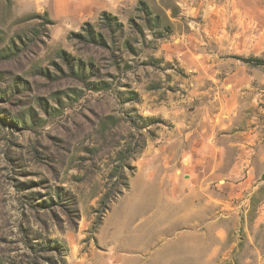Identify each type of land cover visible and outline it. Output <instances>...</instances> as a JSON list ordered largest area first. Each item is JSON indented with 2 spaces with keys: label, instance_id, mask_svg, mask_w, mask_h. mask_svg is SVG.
Segmentation results:
<instances>
[{
  "label": "rangeland",
  "instance_id": "obj_1",
  "mask_svg": "<svg viewBox=\"0 0 264 264\" xmlns=\"http://www.w3.org/2000/svg\"><path fill=\"white\" fill-rule=\"evenodd\" d=\"M0 264H264V0H0Z\"/></svg>",
  "mask_w": 264,
  "mask_h": 264
},
{
  "label": "crops",
  "instance_id": "obj_2",
  "mask_svg": "<svg viewBox=\"0 0 264 264\" xmlns=\"http://www.w3.org/2000/svg\"><path fill=\"white\" fill-rule=\"evenodd\" d=\"M54 3H55V10H58L60 12H65L67 13V11H70L71 14H78V12H83V11H86L89 7H91V5H94V0H54ZM180 179L178 178H174V181H176L175 184H182V185H186L188 184L189 182V179H184L182 182L179 181ZM186 195L187 196H190V191H187L186 192ZM179 201V200H178ZM210 203V202H208ZM200 204H196L197 207H199ZM210 208H213L215 213L217 211V208L215 207L216 205H213V203L209 204ZM176 206H179L177 208V210H181L182 213H179L180 215V218H184V216H187L189 214V212L187 213L186 211L190 210L188 207L182 205V203H176L175 204V207ZM214 206V207H213ZM202 207V205H201ZM222 206H220L218 208V211H219V215L222 213ZM172 216L171 213L167 212V213H161L160 217H165V216ZM216 216V215H215Z\"/></svg>",
  "mask_w": 264,
  "mask_h": 264
},
{
  "label": "trees",
  "instance_id": "obj_3",
  "mask_svg": "<svg viewBox=\"0 0 264 264\" xmlns=\"http://www.w3.org/2000/svg\"><path fill=\"white\" fill-rule=\"evenodd\" d=\"M103 15H105L106 16V20H110L111 19V16L109 15H107L106 13H104ZM84 28V30L86 31V32H88V35H91L92 34V32L90 31V30H86L85 29V27H83ZM71 35H75V33H71ZM251 60V59H250Z\"/></svg>",
  "mask_w": 264,
  "mask_h": 264
}]
</instances>
